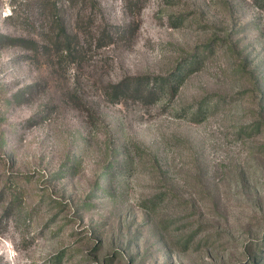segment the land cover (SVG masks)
<instances>
[{"label":"rangeland","instance_id":"1","mask_svg":"<svg viewBox=\"0 0 264 264\" xmlns=\"http://www.w3.org/2000/svg\"><path fill=\"white\" fill-rule=\"evenodd\" d=\"M0 264H264V0H0Z\"/></svg>","mask_w":264,"mask_h":264},{"label":"trees","instance_id":"2","mask_svg":"<svg viewBox=\"0 0 264 264\" xmlns=\"http://www.w3.org/2000/svg\"><path fill=\"white\" fill-rule=\"evenodd\" d=\"M55 7H56V9H58L57 5H55ZM56 17H57L56 22H57V27H58V31H57L58 39H60L62 36H64L62 38L63 39V43L70 44V42H69L70 38H68L70 35L68 34V32L65 31V28H64V25H63V20L61 18V14L56 13ZM31 42L33 43L34 41L31 40ZM182 69H180V70H182ZM182 79H183V77H182ZM136 80H138L137 84L142 83V81L140 80L139 77H137ZM127 86H128V83L122 81V82L117 83L116 85H114V91L117 94H121L123 91H126Z\"/></svg>","mask_w":264,"mask_h":264}]
</instances>
